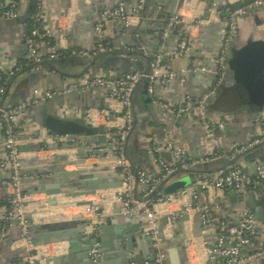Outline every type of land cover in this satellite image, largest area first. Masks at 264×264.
<instances>
[{
	"label": "crops",
	"instance_id": "crops-1",
	"mask_svg": "<svg viewBox=\"0 0 264 264\" xmlns=\"http://www.w3.org/2000/svg\"><path fill=\"white\" fill-rule=\"evenodd\" d=\"M9 0H0L6 3ZM157 0H147L144 4L140 16L143 20L139 21V15H133L129 21V27L135 29L132 35H129L126 30L122 31L120 23L105 22L103 26V37L108 45H130L135 39L143 46L153 48L161 44L164 48L168 45L173 46L175 43L168 38L165 41L156 39V30L165 27V20L172 15H177L180 22L174 25L169 35L177 38L190 25L199 22L189 39V50L187 57L180 60H170L167 58V52L162 57L161 68L171 70L174 73H180L188 69L199 67L213 69V58L215 57L220 42L225 32L224 21L219 16V11L223 9L225 3H220L216 8L208 6V3L201 0H184L179 2L171 15L167 14V10L172 7L169 0H164V5H157ZM230 7H240L245 5L247 0H229ZM37 6L42 12L41 27L51 29L55 34L57 44L70 49H85L92 50L95 47L94 25L97 20L99 11L104 8L114 7L118 0H36ZM226 2V1H223ZM29 0H19L20 15L23 16ZM169 8V9H168ZM126 29V27H123ZM139 31L144 37L139 35ZM26 26L23 22L20 25H15L7 28H0V63L7 60H12L17 64H22L27 58V48L25 38L27 36ZM251 37L264 40V4L256 9H253L249 14L240 18L235 26V44H242ZM173 43V44H172ZM126 45V46H127ZM128 47V46H127ZM166 57L165 60H163ZM73 57L65 56L60 60H66V63L56 65V70L43 68V77H39L30 85L27 73L20 74L13 85L10 87L8 94L5 97V107H12L24 96L26 99L31 97L32 92L38 90H50L56 93L55 97L46 105L49 108L53 106L59 107L61 103L67 106H78L83 112L91 110V120L95 121L94 128L105 127L110 129L121 124L119 120L121 109L116 101L108 99L103 92L93 90L91 93L79 92L75 97H67V95H58L66 85L81 78L80 73L86 68L82 65L81 59L75 61ZM150 61L153 60V55L149 56ZM148 62L143 63V68L147 69ZM152 65V64H151ZM151 71V67H150ZM103 75L94 68L86 72L84 76ZM83 77V76H82ZM215 77L209 73L189 72L184 77L183 81L175 79L169 81L164 87L156 86L155 96L173 107L181 105L185 96L192 101L200 99L204 93L209 92L215 86L213 79ZM147 84L140 83L136 86V90L132 96V105L138 115L136 133L138 151H147L148 146L153 142L163 147L167 143L174 148H184L187 152V157L190 160L202 157L207 152L218 147L223 152H231L236 145H242L258 136L259 132L255 119L251 120L246 113H242L239 118L236 115L228 116L227 124L221 134H217L212 138L210 143L206 145L204 139V130L197 123L195 117H176L181 118V123H176L167 118L168 113L155 107L148 101ZM150 97V96H149ZM147 100V101H146ZM239 96L235 88H224L219 99L206 106V116L214 124L225 116L226 113L235 111L240 103ZM36 108H31L27 111L26 116L30 113L35 114ZM66 115L65 117H74L84 119L83 114ZM29 118V117H28ZM85 120V119H84ZM89 121V119H88ZM87 122V120H86ZM108 122V124H107ZM212 124V125H213ZM93 127V126H92ZM15 135L19 141L20 150V165L21 172L36 171L39 169H57L63 168L65 172H100L105 179L120 180L118 171H109L105 168L104 162L86 160L88 147L74 146L70 149L73 143L61 136L60 139H55L49 132H46L42 127L32 124H17L15 127ZM65 139V140H63ZM85 155V160H80V157ZM149 155V154H148ZM0 156H3L2 151V136L0 130ZM255 156H260L259 160L254 162L241 164L248 172L249 178L255 177L253 164L255 162L264 163V145L258 149ZM64 157H68V161H62ZM139 157V156H138ZM149 157V156H148ZM139 157L140 164L144 166L148 161L151 165V171H147L139 166V170L148 172L149 178L157 175V169L152 164L150 157ZM149 159V160H148ZM103 161V162H102ZM108 163V162H107ZM212 174H207V178ZM34 178L35 175L33 176ZM9 179L8 170H0V202L3 201L7 194L5 186ZM28 179L27 175H23V180ZM45 184L52 183V176L45 175L37 178ZM32 184H24L25 192L28 197L24 202L25 216L33 226L40 225H70L72 229L79 226H86L85 217L82 214L85 206H76L82 202H98L99 209L103 212L104 223L113 218L117 211L120 213V205L113 201L114 192L119 188L106 191H97L93 195L80 198L58 197L57 205L50 206L44 194L32 193ZM143 187L137 186V194L142 192ZM102 194L106 197L102 201H97L96 195ZM256 201L262 205L261 216L263 224L258 223L259 233L253 239L252 244L246 249V254H258L250 264H264V181L261 189L254 193ZM249 196V195H248ZM247 196V197H248ZM213 201V204H212ZM239 197L232 191H224L213 195V193H199L198 205H211L213 214L217 220H222L228 225H235L237 215L241 211ZM186 200H174L166 205L154 207V211L161 221L162 218L168 217L171 213L183 211ZM247 198L244 201V206L247 208ZM248 209V208H247ZM252 214L253 210L248 209ZM183 216H187V222L183 223V231L189 238V244L185 250L181 252V259L188 264H222V261H210L208 259L209 247L214 244V237L202 228V236L198 238L191 237L194 229L199 232V213L196 210L187 211L181 217H175L172 222L180 221ZM142 221L141 228L144 225L143 217H136ZM103 223V225H104ZM178 227L171 230V227H166L164 230L165 241L161 246L164 248L173 245V237H176ZM174 231L175 234H172ZM32 238V237H31ZM24 242L20 238V231L15 222L6 223L0 216V264L10 262L15 264L19 259L26 254ZM148 249V248H147ZM137 255L146 252L145 244L139 240L138 246L135 247ZM31 253L36 257V263L50 264L52 259L58 261L57 264H82L79 253H69L67 243H48L43 246L33 245ZM111 251V248H109ZM112 252V251H111ZM110 254V253H109ZM113 255V253H111ZM114 257L109 259L110 264H116L120 261L118 254L114 253ZM169 264V263H167Z\"/></svg>",
	"mask_w": 264,
	"mask_h": 264
},
{
	"label": "built area",
	"instance_id": "built-area-1",
	"mask_svg": "<svg viewBox=\"0 0 264 264\" xmlns=\"http://www.w3.org/2000/svg\"><path fill=\"white\" fill-rule=\"evenodd\" d=\"M92 1V0H89ZM208 3V6L216 8L220 3H225L223 9L219 11L220 18L224 21L225 32L220 42L218 51L213 60V69L199 67L192 68L180 73H174L168 69L161 68L162 57L166 54L164 45L161 44L157 53L153 55V64L149 75L132 74L121 75L118 79H112L106 74L95 76H83L76 81L68 84L58 93V95H67L70 93L89 92L99 90L104 95L116 101L121 109L119 120L121 124L107 129V139L110 141L106 148H100L97 145L89 147L86 160L101 161L107 160L105 168L109 171H118L121 181V187L114 192L113 201L120 205V215L127 218L143 217V228L150 237L154 248L153 258L145 259L143 264H164V255L159 252L162 241L157 237L159 230L164 231L167 226L160 225L159 218L154 211L155 206L166 205L174 200H186L183 211L171 213L167 217L168 223L175 217H181L187 211L196 210L199 213L201 227L214 237L212 250L208 252L210 261H222V264H250L258 254H246V249L252 244L253 239L258 235V223L254 215L244 206V201L248 195L254 194L261 189L264 181V163L255 162L253 168L255 177L249 178L243 175L242 165L234 164L227 172H218L209 176L205 180H200L190 187L169 196H158L153 199L152 194L155 189L170 176L179 171L188 170L196 165L221 159H235L239 155L250 152L257 145L264 144V111H260L255 122L258 129V136L242 145H236L231 152H223L218 147L213 148L202 157L190 160L184 148H174L170 144L163 147L156 143H151L147 152L152 164L157 169V178H149L148 170H139L137 166H132L130 161L124 155L126 138L132 128L134 117L132 115L131 95L134 88L141 79H147V92L152 99V104L165 113L175 117H195L197 123L204 130V139L206 145L210 143L213 137L221 134L226 127L228 117L224 116L214 124L206 116V100L213 94L214 89L219 85L225 71L224 61L230 53L234 44L235 26L237 20L246 17L250 11L259 8L264 4V0H250L245 5L230 9L229 0H201ZM226 1V2H223ZM144 6V0H118V3L111 8H104L99 11L96 23L94 25L95 47L92 50L70 49L60 47L55 38L54 32L46 27H41L42 12L35 6V11L30 15L32 29L25 38L27 48V58L24 63L17 64L12 60L0 63V130L2 136L3 156H0V170L9 171V179L5 186L8 189L7 194L0 202V216L6 223L15 222L20 231V238L24 242L26 254L15 264H37L36 257L31 253L33 244L29 231L30 224L25 216L24 202L28 195L25 192L23 184V175H21L19 141L15 135L17 124H28L31 120L26 116L27 111L34 107L46 105L51 101L56 93L50 90H34L31 97L25 99L18 107L7 109L4 105V97L7 93L10 81L19 73L31 69L33 66L44 61H55L61 57L69 56L73 58H93L101 53L109 52L117 48L108 45L103 37V26L105 22H117L124 27L129 25L133 15H138ZM20 15L19 0H9L6 3L0 2V21L14 20ZM180 22L177 15H172L165 20L162 41L168 37V33L174 25ZM188 25L180 34L176 42L175 51L167 54L170 60L184 59L189 50V39L196 25ZM124 51H130L127 46H121ZM144 55L149 57L146 51ZM189 72H200L212 74L215 79V87L198 99L192 101L185 96L181 105L173 107L155 96L156 86L164 87L169 81L178 79L183 81ZM60 117L66 115H79L83 111L78 106L60 105L57 107ZM83 114V113H82ZM91 110L84 111V119L94 127L95 121L91 120ZM89 119V121H88ZM108 124V122H107ZM213 124V125H212ZM55 139H62L61 136L54 135ZM65 138V137H64ZM65 140V139H63ZM168 151L170 162H165L159 156V150ZM103 162V161H102ZM39 178L38 176H35ZM137 184L143 187L138 198H135L134 190ZM232 191L236 193L242 206L237 215L235 225H228L222 220H217L213 214V201L211 205H198L199 193L207 192L221 193ZM155 194V193H154ZM97 201H102L106 197L102 194L96 195ZM98 202L85 206L82 210L85 217V233L88 236L91 246L89 256L93 263H97L101 255L97 252L98 248V230L104 223L103 212L97 206ZM189 242L187 241L185 247ZM2 264H12L4 262Z\"/></svg>",
	"mask_w": 264,
	"mask_h": 264
},
{
	"label": "water",
	"instance_id": "water-1",
	"mask_svg": "<svg viewBox=\"0 0 264 264\" xmlns=\"http://www.w3.org/2000/svg\"><path fill=\"white\" fill-rule=\"evenodd\" d=\"M36 0H29L23 16L18 17L14 20H1L0 28H7L15 25H20L30 18L31 11L36 6ZM184 0H169L172 7L167 10V14L171 15L173 10L176 8L179 2ZM83 3L84 0H81ZM147 0H144V4ZM157 5H164V0H157ZM139 15V21L142 23L143 20ZM122 31L126 30L129 35H132L135 29L127 26L126 29L120 24ZM163 29L156 30V39L162 41ZM139 35L144 37L143 33L139 31ZM171 42L175 44L173 46H166L164 48L165 53L175 51V46L177 42V37L173 35H168L167 37ZM173 44V43H172ZM127 45V44H126ZM125 45V46H126ZM124 46V45H123ZM131 50L124 51L121 49V45H117L115 50L101 53L93 58L81 59L82 65L86 68L80 73V77L84 76L88 70L94 68L96 71L104 73L110 76L112 79H118L121 75L132 74L137 72L139 74L149 75L150 67L153 64V60L150 61L147 56L144 55V51L148 55H154L157 53L159 46L149 48L143 46L141 43L133 39L130 45H127ZM166 57L163 59L165 60ZM215 60V57L213 58ZM148 62L147 69L143 68V63ZM66 63V60L60 61H44L29 70H25L10 81L8 90L15 82L16 78L22 74L27 73L30 85L33 81L43 77V68L56 70V65H61ZM225 71L221 78L219 85L214 89L213 94L206 100V104L210 105L216 102L223 92L224 88H235L239 96V107L232 112H228L225 116L236 115L239 118L242 113H246L251 120L255 119L260 111H264V40L251 37L242 44H233L230 53L227 55L225 61ZM216 83V79H213ZM140 83L147 84V79H141ZM132 92L130 101L132 105V96L135 92ZM89 91L88 93H91ZM80 93H70L67 97H75ZM5 95V97H6ZM4 97V100H5ZM147 104L152 103L151 97L147 95ZM26 96H24L20 101H18L12 107H6L7 109L18 107L22 102H24ZM61 105H65L61 103ZM132 115L134 117V122L132 128L126 138L124 155L130 161L132 166H139L142 169L145 167L148 171H151V165L148 161L147 164L142 166L139 161V157H148V152L138 151L139 145L137 143V118L133 105H132ZM32 124L42 127L46 132L51 134L62 136L68 138L73 145L70 146L72 149L74 146L91 147L92 145H97L100 148H106L107 144L110 142L107 139L106 133L107 129L105 127H92L84 119L74 118V117H60L57 112V106L49 108L48 106H39L36 108L35 114L30 113L28 115ZM167 118L176 123H181L183 120L181 118H176L173 115L168 114ZM264 144L257 145L250 152L239 155L235 159L221 158L217 159L203 165H196L188 170L179 171L174 175L170 176L167 180L163 181L154 191L158 196H169L178 193L197 181L207 179V174L227 172L231 169L234 164H244L249 162H254L259 160L260 156H255V153ZM87 149L86 152H88ZM139 156V157H138ZM159 156L165 161L170 162V154L168 151L163 149L159 150ZM149 158V157H148ZM64 162L68 161V157L62 158ZM80 160H85V155L80 157ZM149 160V159H148ZM244 176L248 177V172L246 169H242ZM21 175H27L28 179L23 180V184H32V193L34 194H44L49 198L48 204L50 206H56L58 197L67 198H80L85 196L93 195L97 191H106L110 189L120 188L121 181L117 179H105L102 174L98 171L96 172H65L63 168L57 169H39L36 171L21 172ZM52 176V183L45 184L43 181H39L33 176ZM157 178V175L153 179ZM136 187L134 190L135 198L137 195V177H136ZM89 202L77 203L76 206H90ZM247 208L253 210L254 219L257 223L263 224V219L261 216V203L256 201L254 194L247 197ZM199 218V217H198ZM187 216H183L180 221L168 223L167 217H164L159 221L160 225L171 227L175 229L178 227L176 237H173V245L164 248L161 246L159 252L164 255V264H188L181 259V252L185 250V244L189 240L183 231V223L187 222ZM142 221L138 218H127L122 217L119 211L116 212L115 216L110 220L106 221L98 230V248L97 252L101 255L97 263H93L89 256L91 249L89 239L85 233L84 226H79V228L72 229L70 225H40L37 224L30 226L29 231L32 237L31 243L33 245H45L48 243H62L65 242L68 245L69 253H79V259L82 264H110L109 259L114 257V253L118 254L120 261L116 264H143L145 259L153 258L154 248L150 237L146 234V230L141 226ZM145 223V222H143ZM199 226V232L196 230L192 231L191 237L198 238L202 236V228L200 220L197 222ZM172 234H175L172 231ZM157 237L164 242L165 235L164 231L159 230ZM139 240L143 241L145 244L146 252L137 255L135 247L138 246ZM111 248V251H109ZM148 248V249H147ZM213 245L209 247L212 250ZM110 253V254H109ZM113 253V255L111 254ZM56 259H52L50 264H57ZM39 264V263H37Z\"/></svg>",
	"mask_w": 264,
	"mask_h": 264
},
{
	"label": "trees",
	"instance_id": "trees-1",
	"mask_svg": "<svg viewBox=\"0 0 264 264\" xmlns=\"http://www.w3.org/2000/svg\"><path fill=\"white\" fill-rule=\"evenodd\" d=\"M248 1H250V0H247L246 1V3L248 2ZM242 6V5H241ZM239 7V6H238ZM236 7H230V9H235ZM34 11H35V8L31 11V14L32 13H34ZM30 14V15H31ZM25 26H26V32H27V34H29L30 33V30L32 29V24H31V20H30V18L29 19H27L25 22ZM61 58H63V57H61ZM61 58H59V59H61ZM73 60H75V61H79L80 59H78V58H76V59H73ZM224 90V89H223ZM152 198L153 199H155V198H157V194L155 193H153L152 194ZM17 263V262H16Z\"/></svg>",
	"mask_w": 264,
	"mask_h": 264
}]
</instances>
